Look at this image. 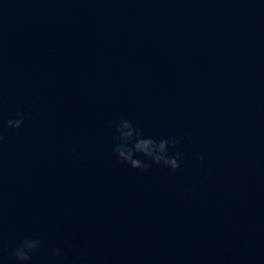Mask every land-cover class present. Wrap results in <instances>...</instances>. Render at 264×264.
Wrapping results in <instances>:
<instances>
[{"label":"water","instance_id":"obj_1","mask_svg":"<svg viewBox=\"0 0 264 264\" xmlns=\"http://www.w3.org/2000/svg\"><path fill=\"white\" fill-rule=\"evenodd\" d=\"M0 135V264H264V0H0Z\"/></svg>","mask_w":264,"mask_h":264},{"label":"clouds","instance_id":"obj_2","mask_svg":"<svg viewBox=\"0 0 264 264\" xmlns=\"http://www.w3.org/2000/svg\"><path fill=\"white\" fill-rule=\"evenodd\" d=\"M24 124V115L22 112L17 113L16 119H9L7 125L12 129H20ZM116 137L117 143L113 147V151L118 156L121 163L130 165L133 169L141 171H149L152 164L146 163L143 159L138 158L137 154L147 157L157 165H163L170 168L173 172L180 168V153L169 155V148H175L181 143L178 138H161L160 140L146 137L144 133L134 126L133 122L121 118L117 124ZM4 141V136L0 135V143ZM75 152V149H73ZM198 159L203 162L204 157L199 156ZM191 193V189L188 190ZM42 241L36 238H25L23 242L12 251V256L21 264L32 259V255L41 247ZM53 255L59 256L60 249L54 250Z\"/></svg>","mask_w":264,"mask_h":264}]
</instances>
